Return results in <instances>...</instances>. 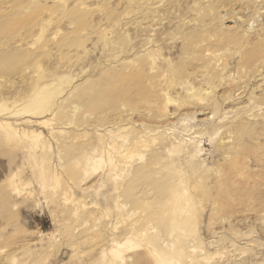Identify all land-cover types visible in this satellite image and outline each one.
<instances>
[{
    "label": "rangeland",
    "instance_id": "1",
    "mask_svg": "<svg viewBox=\"0 0 264 264\" xmlns=\"http://www.w3.org/2000/svg\"><path fill=\"white\" fill-rule=\"evenodd\" d=\"M0 264H264V0H0Z\"/></svg>",
    "mask_w": 264,
    "mask_h": 264
},
{
    "label": "bare ground",
    "instance_id": "2",
    "mask_svg": "<svg viewBox=\"0 0 264 264\" xmlns=\"http://www.w3.org/2000/svg\"><path fill=\"white\" fill-rule=\"evenodd\" d=\"M100 93L103 94V92L101 91ZM113 93V92H112ZM115 97V96H114ZM159 187V186H158ZM161 189V187H159ZM114 255L115 256H118L120 254V251L119 250H116V251H113ZM163 262V261H162Z\"/></svg>",
    "mask_w": 264,
    "mask_h": 264
}]
</instances>
